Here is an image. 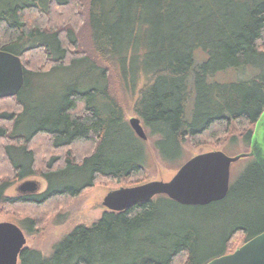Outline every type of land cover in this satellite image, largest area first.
Instances as JSON below:
<instances>
[{"label":"trees","instance_id":"obj_1","mask_svg":"<svg viewBox=\"0 0 264 264\" xmlns=\"http://www.w3.org/2000/svg\"><path fill=\"white\" fill-rule=\"evenodd\" d=\"M0 5V50L20 57L24 69L18 94L0 98V209L57 208L99 178L142 183V162L124 156L131 145L127 132L140 139L111 93L112 80L120 91H136L140 72L145 80L134 110L158 137L154 146L162 160L182 156L185 142L217 143L234 132L249 146L264 110V69L225 85L207 83L206 76L264 62V0H2ZM195 48L208 52L196 70ZM58 68L85 70L93 85L71 83L52 114L38 120L30 114L26 120L34 126L21 132L17 125L28 113L22 93L30 76L52 77ZM134 146L141 150L139 142ZM33 175L46 180L43 192L5 195ZM72 176L81 182L60 184ZM21 224L31 234L39 220L25 217ZM263 231L264 176L250 158L221 201L185 206L158 195L74 227L49 256L24 248L19 264H205Z\"/></svg>","mask_w":264,"mask_h":264},{"label":"rangeland","instance_id":"obj_2","mask_svg":"<svg viewBox=\"0 0 264 264\" xmlns=\"http://www.w3.org/2000/svg\"><path fill=\"white\" fill-rule=\"evenodd\" d=\"M4 1V0H3ZM2 2V0H0ZM2 8L0 5V12ZM192 57L194 62L193 69H197L202 63L206 62L208 59V52L202 48H195L192 51ZM32 65L36 66L32 62ZM264 69V62L258 64H247L244 67L238 68H227L223 70L216 71L206 76L207 83L215 84H232L242 81H247L253 76L259 74V72ZM58 70V71H57ZM60 70V71H59ZM85 70L77 69H61L55 70L52 77H35L30 76V85L25 88L22 93V99L26 103L27 117H25V122L21 121L18 123L17 127L21 132L28 131L34 126V121L26 120L29 119L31 114L32 120L42 119L43 116L50 115L53 109L57 106L58 101L64 94L65 89L70 87V84L75 82L77 87L86 88L93 85L92 80L87 78ZM112 79H115V75H112ZM145 75L140 72L138 73L136 91L127 88L124 91L119 89L118 82L112 80L111 83V93L114 98L123 105L124 108V119L127 125H129V119L136 117L134 107L138 98V90L144 83ZM88 79V80H87ZM91 80V81H89ZM192 78L190 77V85ZM191 101L189 103V106ZM144 131L147 135L146 140L139 138L132 128L130 127L134 136L140 140H135L132 134L128 131L127 139L130 140L128 144V150L125 155L129 161H140L145 168V177L142 183L148 181H169L177 169L189 158L194 155L204 153L211 150H221L229 156H234L239 153H245L249 151V146L246 145L243 138L239 136V132H234L228 134L222 140L216 142H211V144H200L192 146L189 143L183 144L182 156H179L172 162H167L161 159L160 154L154 146L157 136L150 134V131L142 123ZM233 137V138H232ZM140 143L141 150L135 148V143ZM43 146L42 142L37 143V147L41 148ZM39 160L41 157L40 151ZM251 157L241 158L236 162H233L230 167V185L233 183L235 177L241 172V170L247 165ZM44 160V159H43ZM38 172L42 170V164H37ZM140 177H138L139 179ZM26 180H33L39 184L38 192H43L47 188V182L44 178L39 175L28 176L18 182H15L5 191V195L9 197H14L19 195L17 187ZM74 176L68 178L64 182H60L62 185H69L70 183L79 184L81 180L75 181ZM131 181V179H129ZM123 181H114L111 179L99 178L95 184L82 192L80 196L68 201H62L57 208L52 207L50 209H44L42 211H36L34 209L28 210V212H23L22 209L18 207H4L0 209V222H11L18 225L26 237L25 248H32L38 250L42 255L49 256L53 252V248L56 244L60 243L71 230L78 226H90L95 221H97L104 212H108L105 207L102 206V201L105 195L114 189L120 187L134 186L142 183ZM58 184V183H57ZM132 184V185H131ZM25 217L37 218L39 220V226H37L34 233L26 232L24 226L21 224ZM243 244V241H239L238 246ZM236 247V248H237ZM235 248V249H236ZM211 257V256H210ZM209 257V258H210ZM19 264V263H18Z\"/></svg>","mask_w":264,"mask_h":264},{"label":"water","instance_id":"obj_3","mask_svg":"<svg viewBox=\"0 0 264 264\" xmlns=\"http://www.w3.org/2000/svg\"><path fill=\"white\" fill-rule=\"evenodd\" d=\"M24 83L20 57L0 50V98L18 94ZM129 125L142 140L147 135L140 118L132 117ZM253 158L264 176V110L256 121L249 151L229 156L221 150H211L186 160L169 181H148L109 191L102 206L112 212H122L158 195L185 206H206L221 201L230 186V167L241 158ZM39 184L26 180L17 187L19 195L35 194ZM26 237L22 229L11 222H0V264H18ZM205 264H264V231L252 237L233 252L209 260Z\"/></svg>","mask_w":264,"mask_h":264},{"label":"flooded vegetation","instance_id":"obj_4","mask_svg":"<svg viewBox=\"0 0 264 264\" xmlns=\"http://www.w3.org/2000/svg\"><path fill=\"white\" fill-rule=\"evenodd\" d=\"M141 124H142V122H141Z\"/></svg>","mask_w":264,"mask_h":264}]
</instances>
